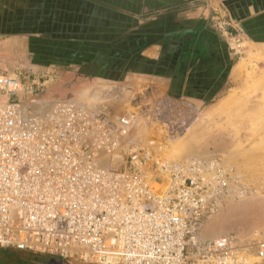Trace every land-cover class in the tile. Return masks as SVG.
<instances>
[{"label":"built area","instance_id":"1","mask_svg":"<svg viewBox=\"0 0 264 264\" xmlns=\"http://www.w3.org/2000/svg\"><path fill=\"white\" fill-rule=\"evenodd\" d=\"M50 81L0 74V250L60 264H245L235 238L200 237L228 185L217 162L166 160L133 138L137 97V112L111 116L42 102Z\"/></svg>","mask_w":264,"mask_h":264},{"label":"crops","instance_id":"2","mask_svg":"<svg viewBox=\"0 0 264 264\" xmlns=\"http://www.w3.org/2000/svg\"><path fill=\"white\" fill-rule=\"evenodd\" d=\"M14 40L41 56L40 68L51 50L64 65L106 56L99 70L116 91L100 101L147 91L221 101L242 83L230 41L264 50V0H0V45Z\"/></svg>","mask_w":264,"mask_h":264},{"label":"rangeland","instance_id":"3","mask_svg":"<svg viewBox=\"0 0 264 264\" xmlns=\"http://www.w3.org/2000/svg\"><path fill=\"white\" fill-rule=\"evenodd\" d=\"M230 45L227 51L242 83L232 88L227 98L214 102H194L186 97L170 100L147 91L140 98L145 113L136 118L133 138L152 141L155 151L166 160L217 162L227 174L228 185L220 205L201 225L200 237H233L246 256L245 264H264V258L256 256L258 244L264 241V50L247 46L243 40H231ZM54 51L49 56L50 66L40 68L36 60L41 56L26 50L24 40L0 45V74L35 78L48 74L51 81L38 94L42 102L60 98L93 108L106 105L111 116L138 111L136 95L129 102L121 95L100 101L105 95L113 97L116 91L110 80L102 77L105 71L99 70L105 68L106 56L97 64L64 65L65 58L59 52L55 56ZM7 251L8 256L0 253V264H39L37 254Z\"/></svg>","mask_w":264,"mask_h":264},{"label":"trees","instance_id":"4","mask_svg":"<svg viewBox=\"0 0 264 264\" xmlns=\"http://www.w3.org/2000/svg\"><path fill=\"white\" fill-rule=\"evenodd\" d=\"M85 57H86V56H85ZM66 58L69 59V60L74 61V56L71 55V54L66 55ZM82 58L85 59L84 56H82ZM0 253H2L4 256H6V255H7V256L10 255L9 251H7V250H0ZM35 258H36V256H35ZM37 258H38V257H37ZM37 258H36V259H37Z\"/></svg>","mask_w":264,"mask_h":264},{"label":"flooded vegetation","instance_id":"5","mask_svg":"<svg viewBox=\"0 0 264 264\" xmlns=\"http://www.w3.org/2000/svg\"><path fill=\"white\" fill-rule=\"evenodd\" d=\"M36 261H37V263H39V264H53V263H51V262L44 261V260H42L41 258H37Z\"/></svg>","mask_w":264,"mask_h":264},{"label":"water","instance_id":"6","mask_svg":"<svg viewBox=\"0 0 264 264\" xmlns=\"http://www.w3.org/2000/svg\"><path fill=\"white\" fill-rule=\"evenodd\" d=\"M44 261H47V262H51V263H53V264H60V262L59 261H54V260H46V259H44Z\"/></svg>","mask_w":264,"mask_h":264}]
</instances>
